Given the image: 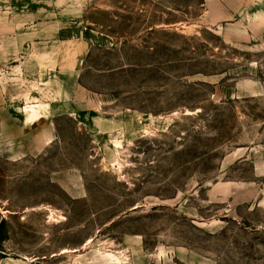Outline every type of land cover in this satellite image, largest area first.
Listing matches in <instances>:
<instances>
[{
  "label": "rangeland",
  "instance_id": "rangeland-1",
  "mask_svg": "<svg viewBox=\"0 0 264 264\" xmlns=\"http://www.w3.org/2000/svg\"><path fill=\"white\" fill-rule=\"evenodd\" d=\"M55 1L81 11L66 47L94 43L82 103L100 132L63 123L43 159L0 158V258L264 264V35L225 42L201 0ZM30 2L54 3L0 9Z\"/></svg>",
  "mask_w": 264,
  "mask_h": 264
},
{
  "label": "crops",
  "instance_id": "crops-1",
  "mask_svg": "<svg viewBox=\"0 0 264 264\" xmlns=\"http://www.w3.org/2000/svg\"><path fill=\"white\" fill-rule=\"evenodd\" d=\"M55 2L48 6L30 2V12L23 14L0 9V71H4L0 74V158L12 163L43 159L56 140L62 142L63 123L82 125L86 131L79 130L81 135L100 132V117L82 103V93L88 89L82 82L84 61L94 43L82 39L76 49L66 47L71 42L69 20L81 11L70 13ZM200 4L201 25L225 42L245 45L263 37L260 6L264 0H201ZM37 10L46 17L35 15ZM43 71L48 76L36 79L33 86L28 77L38 78ZM14 261L0 258V264Z\"/></svg>",
  "mask_w": 264,
  "mask_h": 264
},
{
  "label": "bare ground",
  "instance_id": "bare-ground-1",
  "mask_svg": "<svg viewBox=\"0 0 264 264\" xmlns=\"http://www.w3.org/2000/svg\"><path fill=\"white\" fill-rule=\"evenodd\" d=\"M90 241H91V239L88 240V243H89ZM65 251H67V249L62 250V252H65ZM110 255L113 256V257L115 256V254H110Z\"/></svg>",
  "mask_w": 264,
  "mask_h": 264
},
{
  "label": "trees",
  "instance_id": "trees-1",
  "mask_svg": "<svg viewBox=\"0 0 264 264\" xmlns=\"http://www.w3.org/2000/svg\"><path fill=\"white\" fill-rule=\"evenodd\" d=\"M1 225H2V222L0 223V227H1Z\"/></svg>",
  "mask_w": 264,
  "mask_h": 264
}]
</instances>
